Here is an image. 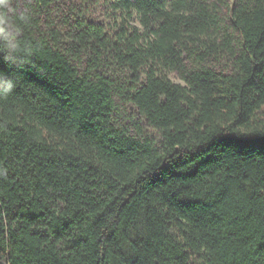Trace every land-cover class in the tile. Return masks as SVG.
<instances>
[{"label": "trees", "instance_id": "16d2710c", "mask_svg": "<svg viewBox=\"0 0 264 264\" xmlns=\"http://www.w3.org/2000/svg\"><path fill=\"white\" fill-rule=\"evenodd\" d=\"M11 7L0 263L264 264V0Z\"/></svg>", "mask_w": 264, "mask_h": 264}, {"label": "clouds", "instance_id": "9594fccd", "mask_svg": "<svg viewBox=\"0 0 264 264\" xmlns=\"http://www.w3.org/2000/svg\"><path fill=\"white\" fill-rule=\"evenodd\" d=\"M11 3L12 0H0V52L6 53L7 56L22 51L18 39L21 29L16 20L26 22L28 19L27 14L23 12L17 16L16 9L11 7ZM23 51L27 52L28 49L25 48ZM14 87L15 82L7 80L0 89V95L11 93Z\"/></svg>", "mask_w": 264, "mask_h": 264}, {"label": "rangeland", "instance_id": "374dc122", "mask_svg": "<svg viewBox=\"0 0 264 264\" xmlns=\"http://www.w3.org/2000/svg\"><path fill=\"white\" fill-rule=\"evenodd\" d=\"M124 111H125V113H126V110L123 109V111H122V113H121V119H126V115L123 114Z\"/></svg>", "mask_w": 264, "mask_h": 264}, {"label": "water", "instance_id": "95a60500", "mask_svg": "<svg viewBox=\"0 0 264 264\" xmlns=\"http://www.w3.org/2000/svg\"><path fill=\"white\" fill-rule=\"evenodd\" d=\"M0 264H4V263H0Z\"/></svg>", "mask_w": 264, "mask_h": 264}]
</instances>
